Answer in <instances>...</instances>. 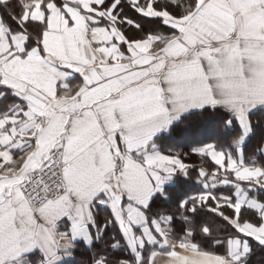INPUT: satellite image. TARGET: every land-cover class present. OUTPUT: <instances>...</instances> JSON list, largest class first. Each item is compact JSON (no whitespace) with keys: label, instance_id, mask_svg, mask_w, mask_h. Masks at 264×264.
<instances>
[{"label":"snow or ice","instance_id":"obj_1","mask_svg":"<svg viewBox=\"0 0 264 264\" xmlns=\"http://www.w3.org/2000/svg\"><path fill=\"white\" fill-rule=\"evenodd\" d=\"M0 264H264V0H0Z\"/></svg>","mask_w":264,"mask_h":264},{"label":"trees","instance_id":"obj_2","mask_svg":"<svg viewBox=\"0 0 264 264\" xmlns=\"http://www.w3.org/2000/svg\"><path fill=\"white\" fill-rule=\"evenodd\" d=\"M256 259L259 260V257H257Z\"/></svg>","mask_w":264,"mask_h":264}]
</instances>
